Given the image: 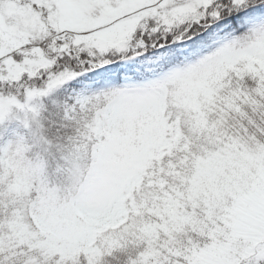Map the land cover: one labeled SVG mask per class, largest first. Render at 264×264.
<instances>
[{
  "label": "snow or ice",
  "instance_id": "snow-or-ice-1",
  "mask_svg": "<svg viewBox=\"0 0 264 264\" xmlns=\"http://www.w3.org/2000/svg\"><path fill=\"white\" fill-rule=\"evenodd\" d=\"M0 264H264V0H0Z\"/></svg>",
  "mask_w": 264,
  "mask_h": 264
},
{
  "label": "rangeland",
  "instance_id": "rangeland-1",
  "mask_svg": "<svg viewBox=\"0 0 264 264\" xmlns=\"http://www.w3.org/2000/svg\"><path fill=\"white\" fill-rule=\"evenodd\" d=\"M208 182H209V183H211V182H212V179H211V178H209V179H208Z\"/></svg>",
  "mask_w": 264,
  "mask_h": 264
}]
</instances>
